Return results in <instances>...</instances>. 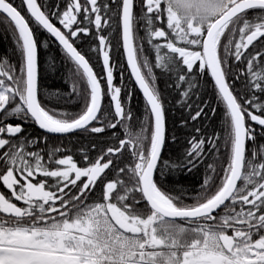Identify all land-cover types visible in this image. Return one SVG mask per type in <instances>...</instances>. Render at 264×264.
I'll use <instances>...</instances> for the list:
<instances>
[{
  "label": "snow or ice",
  "instance_id": "snow-or-ice-1",
  "mask_svg": "<svg viewBox=\"0 0 264 264\" xmlns=\"http://www.w3.org/2000/svg\"><path fill=\"white\" fill-rule=\"evenodd\" d=\"M0 17V264H264V0H0ZM201 167L197 189L165 182Z\"/></svg>",
  "mask_w": 264,
  "mask_h": 264
},
{
  "label": "trees",
  "instance_id": "trees-1",
  "mask_svg": "<svg viewBox=\"0 0 264 264\" xmlns=\"http://www.w3.org/2000/svg\"><path fill=\"white\" fill-rule=\"evenodd\" d=\"M49 2H52V0H49ZM16 3H19V0H16ZM0 20H2V17H0ZM43 38V37H42ZM14 45L12 42L11 35L8 31L4 30V25L0 24V57L11 56L12 49ZM128 73L125 72V78L127 80ZM116 79H119V74H116ZM116 81H114L115 83ZM161 88H165L166 85L164 84L163 80L158 81ZM45 87L49 90H60V91H67L70 87L68 83H66L64 75L61 72H56L49 74L48 78L45 81ZM132 87L135 89L133 93V99L131 101V104L133 106V111L135 116H139L142 118L143 115V98L136 88L135 84L133 83ZM207 98V97H206ZM46 103L49 104L51 107L56 108H65L67 107L69 110H75V105H65L62 100H59L56 98L55 95L51 96ZM214 103V102H213ZM179 106H169L168 110V127L171 128L174 124V122L179 121L180 119V111L178 110ZM222 109L218 106L217 107V113H221ZM221 116H213L210 121H206V126L212 125L214 122V130L217 132H222L221 128ZM34 130L39 133L41 130L33 126ZM31 130V129H30ZM210 131L213 130L212 127L209 128ZM174 150L173 149H170ZM204 176V169L201 167L199 172H192V173H183L176 177H166L165 182H171L173 184L179 183L185 188H188L189 190L197 189L199 184L202 182Z\"/></svg>",
  "mask_w": 264,
  "mask_h": 264
},
{
  "label": "water",
  "instance_id": "water-1",
  "mask_svg": "<svg viewBox=\"0 0 264 264\" xmlns=\"http://www.w3.org/2000/svg\"><path fill=\"white\" fill-rule=\"evenodd\" d=\"M138 89V88H137ZM141 94V93H140ZM141 96H142V94H141ZM42 131V130H41Z\"/></svg>",
  "mask_w": 264,
  "mask_h": 264
},
{
  "label": "bare ground",
  "instance_id": "bare-ground-1",
  "mask_svg": "<svg viewBox=\"0 0 264 264\" xmlns=\"http://www.w3.org/2000/svg\"><path fill=\"white\" fill-rule=\"evenodd\" d=\"M139 91V90H138Z\"/></svg>",
  "mask_w": 264,
  "mask_h": 264
}]
</instances>
